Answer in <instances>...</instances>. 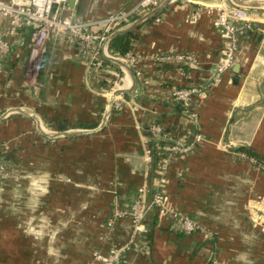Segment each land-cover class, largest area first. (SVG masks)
Listing matches in <instances>:
<instances>
[{"label": "crops", "instance_id": "1", "mask_svg": "<svg viewBox=\"0 0 264 264\" xmlns=\"http://www.w3.org/2000/svg\"><path fill=\"white\" fill-rule=\"evenodd\" d=\"M135 1H69L63 14L93 21L130 9ZM223 3L248 15L255 27L240 38L236 61L222 82L195 102L205 140L172 162L166 184L172 204L197 219L202 230L175 231L153 211L124 264H264V224L251 216L264 211V169L238 150L250 147L264 158V0H175L132 30L130 49L143 58L147 82L137 78L133 93L122 94L129 104L113 112L103 128L109 84L100 72L90 74L74 41L50 39L40 88L33 90L26 81L28 49L17 45L21 37L29 39L31 28L8 37L10 51L0 60V116L20 107L37 115L46 131L92 132L46 137L24 113L0 122L11 174L0 183V264H93L95 251L107 252L132 237L128 215L111 233L106 225L116 202L129 209L144 180L153 182L148 125L158 118L196 131L183 109L167 100V87L209 84L224 43L210 15L189 23L185 17L199 5ZM8 24L0 14V33ZM168 51L198 57L197 68H185L188 79L175 65L155 63ZM106 62L108 70L126 76L123 88H130L125 69Z\"/></svg>", "mask_w": 264, "mask_h": 264}, {"label": "built area", "instance_id": "2", "mask_svg": "<svg viewBox=\"0 0 264 264\" xmlns=\"http://www.w3.org/2000/svg\"><path fill=\"white\" fill-rule=\"evenodd\" d=\"M70 0H0V14L8 19L9 24L5 33H0V60L9 51L12 41L8 37H15L23 29L31 28L29 39L21 37L17 40L19 48L28 49V64L26 67V81L33 90H39V71L41 60L47 52V45L53 37L67 38L74 41L79 54L86 60L90 74L100 72L109 84L107 95L122 89L126 76L116 71L111 72L106 67V59L102 52L105 42L111 34L119 28L137 20L146 13L158 7L163 0H136L127 10H120L107 17L93 21H79L64 15ZM204 14L212 17V25L223 36V46L217 59L212 81L207 85L188 83L185 87H167V100L176 103L183 109L195 124L196 131L186 130L184 125L168 123L155 118L148 125L151 140L158 147L157 166L154 169V186L149 177L138 188L129 209L119 208L116 202L114 211L107 221L108 232L114 228L115 222L128 215L133 225L132 237L122 245H113L107 252L95 251L93 264H124L125 253L134 244L135 236L145 231V221L155 211L161 222H167L169 228L191 234L202 230L198 220L179 211L171 202L170 193L166 188L168 173L172 162L182 156L194 152L205 140L200 129V113L195 107L196 101H204L212 89L222 82L224 75L233 67L236 61L240 38L254 30V20L242 13L236 7L228 4L199 5L192 13L185 17L186 22H197ZM162 20L161 16L155 18V23ZM111 57L124 60L134 71L136 77L147 82L143 58L130 49L124 56L107 51ZM159 65H175L180 73L187 79L190 74L185 68H197L198 57L191 52L168 51L157 55L154 59ZM109 72V73H108ZM106 74H111L109 77ZM107 76V77H106ZM129 104V100L119 94L112 108L119 109ZM138 106H136L137 109ZM6 154L4 144L0 143V183L11 177L7 164L3 160ZM148 164L152 165L155 158L152 147L146 149ZM251 158V157H250ZM255 164L264 167L251 158ZM149 175V173L147 172ZM255 212L256 221L264 224V211ZM254 217V216H253ZM216 264V263H214Z\"/></svg>", "mask_w": 264, "mask_h": 264}, {"label": "water", "instance_id": "3", "mask_svg": "<svg viewBox=\"0 0 264 264\" xmlns=\"http://www.w3.org/2000/svg\"><path fill=\"white\" fill-rule=\"evenodd\" d=\"M75 1L76 0H70L71 4H75ZM174 1L175 0H164V1H162V3L158 7H156L153 10H151L150 12L146 13L145 15H143L142 17L137 19L135 22H133V23H131L129 25L123 26V27L119 28L118 30L114 31L111 34V36L108 38V40L105 42V45H104V48H103V52H102L103 57L106 60L114 61V62L120 64L125 69V71L128 73V75L130 76L131 81H132V85L128 89H126V88L117 89V90L113 91V93L110 95L109 101H108V104H107V108H106V111L104 113V117H103L102 123L100 125V128H103L106 125L107 121L109 120V118L111 116L112 105L114 103L115 98L119 94L133 93V91L136 89V86H137V77H136L133 69L125 61H123L122 59L117 58V57H111V56H109L107 54V51L109 49V45H110L111 41L116 36L131 32L132 30L138 28L140 25L148 22L154 15H156L157 13L162 11L164 8H166L169 4L173 3ZM12 113H24L26 115H29V116L35 118L38 121L37 126H38L39 131L46 137H59V136L67 137V136H72V135H76V134L92 132V130H84V129L76 130V131H71V130H67V131L66 130H64V131H51V132L46 131L43 128V126H42V124L40 122V119L37 117V115L28 113V112H26L24 109H22L20 107L19 108H12V109L8 110L7 112L3 113L0 116V122L5 117H7L8 115H10Z\"/></svg>", "mask_w": 264, "mask_h": 264}, {"label": "trees", "instance_id": "4", "mask_svg": "<svg viewBox=\"0 0 264 264\" xmlns=\"http://www.w3.org/2000/svg\"><path fill=\"white\" fill-rule=\"evenodd\" d=\"M132 37H134L133 32H128V33L116 36L109 45L110 51L114 53L117 52L118 55L124 56L130 49V41ZM186 68L188 69L189 67H186ZM60 129L63 130L67 128L65 125H63V126H60ZM150 146L152 147L153 156L155 158L154 162L152 163V167L155 169V167L157 166L156 156L158 152V147L156 146L154 142H152ZM238 150L241 152H244L249 157L255 159L257 163L261 164L264 167V158H262L258 153H256L250 147H241Z\"/></svg>", "mask_w": 264, "mask_h": 264}, {"label": "rangeland", "instance_id": "5", "mask_svg": "<svg viewBox=\"0 0 264 264\" xmlns=\"http://www.w3.org/2000/svg\"><path fill=\"white\" fill-rule=\"evenodd\" d=\"M118 11H120V10H116V11H114V12H112V13H110L109 15H111V14H113V13H116V12H118ZM109 15H107V16H109ZM107 16H105V17H107ZM104 18V17H103ZM121 111V108H119V109H115V108H112V110H111V116H112V113L113 112H120ZM111 116H110V118H111ZM109 118V119H110ZM52 131V130H51ZM152 166V165H151ZM114 184V183H113ZM152 185L154 186V179H153V182H152ZM116 206V205H115ZM255 213H254V210L251 212V216L255 219L254 221L256 222V219H257V217H255ZM189 216V215H188ZM190 217V216H189ZM197 220V219H196ZM199 222V221H198Z\"/></svg>", "mask_w": 264, "mask_h": 264}]
</instances>
